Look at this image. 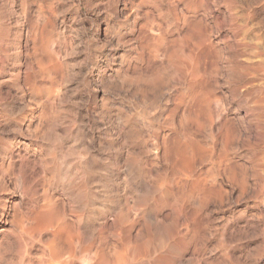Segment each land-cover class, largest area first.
<instances>
[{
  "label": "clouds",
  "instance_id": "clouds-1",
  "mask_svg": "<svg viewBox=\"0 0 264 264\" xmlns=\"http://www.w3.org/2000/svg\"><path fill=\"white\" fill-rule=\"evenodd\" d=\"M0 264H264V0H0Z\"/></svg>",
  "mask_w": 264,
  "mask_h": 264
}]
</instances>
